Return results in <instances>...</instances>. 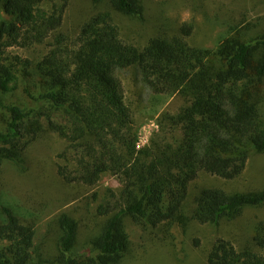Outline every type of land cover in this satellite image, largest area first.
I'll list each match as a JSON object with an SVG mask.
<instances>
[{
	"label": "trees",
	"instance_id": "obj_1",
	"mask_svg": "<svg viewBox=\"0 0 264 264\" xmlns=\"http://www.w3.org/2000/svg\"><path fill=\"white\" fill-rule=\"evenodd\" d=\"M68 1L0 0V94L18 90L31 77L32 60L9 55L8 48L45 44L47 52L35 62L38 91L31 97L66 117L60 123L47 112L4 103L0 96L5 112L0 166L23 159L43 132L39 118L45 117L47 129L66 143L68 160L58 166L65 182L94 186L110 172L121 189L108 190L98 203L95 214L102 224L81 248L78 221L69 214L55 218L57 236L45 250L34 244L33 227L0 202V264H119L129 245L125 219L151 228L178 221L188 186L200 171L231 180L244 171L252 153H264V112L255 92L264 77V34L251 42L233 35L214 48L192 46L185 40L191 25L183 23L179 34L157 35L139 49L121 39L108 9L96 11L75 35H67L61 26ZM92 1L128 16L142 13V0ZM260 47L253 62L252 50ZM130 67L140 71L152 93L180 94L186 101L176 113L160 114L162 136L139 150L118 77ZM194 202L188 220L218 225L245 208L264 205V188H204ZM251 231L252 245L264 249V220ZM206 263L264 264V256L248 244L237 248L216 237Z\"/></svg>",
	"mask_w": 264,
	"mask_h": 264
},
{
	"label": "rangeland",
	"instance_id": "obj_2",
	"mask_svg": "<svg viewBox=\"0 0 264 264\" xmlns=\"http://www.w3.org/2000/svg\"><path fill=\"white\" fill-rule=\"evenodd\" d=\"M103 9L111 11L121 39L139 49L157 35L179 34L183 23L191 25V33L185 40L192 46L214 48L223 38L233 35L251 42L264 34V0H142V13L137 17L113 11L103 1L95 4L92 0H69L61 30L75 35L90 15ZM261 48L252 50L253 62L260 57ZM47 50L45 44L8 48L9 55L32 60L31 77L28 84L23 82L18 90L0 96L4 103L26 106L35 113L47 112L55 121L64 123L63 113L31 97V94L36 95L40 82L35 62ZM118 77L125 104L131 112L139 150L162 136L158 125L160 114L176 113L186 101L180 94L152 93L136 67L120 70ZM255 92L264 112V77ZM4 113L0 109V129ZM46 122L45 117L39 118L43 132L27 147L21 161H4L0 166V202L11 206L25 224L33 227L34 244L45 250L54 245L57 236L53 221L59 214H69L78 221L77 245L81 248L102 224L103 218L95 214L98 203L108 190L118 192L121 183L110 172L103 173L94 186L65 182L58 174V166L68 160L63 154L66 143L47 129ZM173 135L179 137L180 133L176 131ZM204 188H222L227 192L263 189L264 153H252L244 171L231 180L200 171L188 186L183 215L178 221L151 228L125 219L129 245L119 264H207V254L216 237L232 241L237 248L248 244L264 256V249L250 241L253 224L264 220V205L245 208L234 220H223L218 225L188 220L195 207V197Z\"/></svg>",
	"mask_w": 264,
	"mask_h": 264
}]
</instances>
